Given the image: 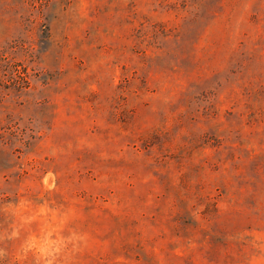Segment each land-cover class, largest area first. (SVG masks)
Wrapping results in <instances>:
<instances>
[{"label": "rangeland", "instance_id": "obj_1", "mask_svg": "<svg viewBox=\"0 0 264 264\" xmlns=\"http://www.w3.org/2000/svg\"><path fill=\"white\" fill-rule=\"evenodd\" d=\"M0 264H264V0H0Z\"/></svg>", "mask_w": 264, "mask_h": 264}]
</instances>
